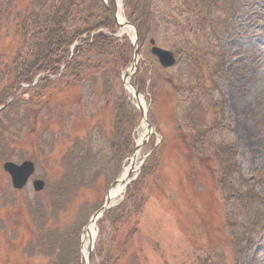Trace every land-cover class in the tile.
<instances>
[{
    "label": "rangeland",
    "instance_id": "rangeland-1",
    "mask_svg": "<svg viewBox=\"0 0 264 264\" xmlns=\"http://www.w3.org/2000/svg\"><path fill=\"white\" fill-rule=\"evenodd\" d=\"M230 1L229 5L237 2L238 12L232 18L230 14L222 17L223 21L227 20L225 30L213 28L214 32L209 19L204 29L197 28L196 20L202 14L195 8V0L155 2L152 31L139 43L137 71L130 80L142 101L145 120L121 81L132 63L133 51L128 65L119 71V82H102L96 78L91 86L90 70L77 82L64 86L54 83L52 87L42 89L38 84L45 75L39 74L31 87L33 93H44L46 103L27 108L17 104L3 117L0 113V264H48L49 258L31 248L33 244L29 243L32 239L42 238L40 224L32 221L31 204L39 201L46 210L44 225L49 232L65 235L79 230L78 264H85L80 255L84 228L128 166L137 141L146 137L149 130L152 132L139 150L135 167L142 165L132 174L134 180L129 184L128 193L129 185L113 202L109 215L96 224L97 235L90 264H197L198 260H213V250L223 254L220 264H232L231 250L221 238L224 233L222 221L226 211L233 208V203L224 202L223 187L216 184L219 165L214 163L213 168H209L211 172L204 173L202 168L197 177L188 176L189 169L176 157L170 140L179 125L180 131H189L190 120L197 123L199 131H229L238 152L237 176L257 179V172L264 162V0ZM109 2L115 7L116 0H107L108 5ZM35 4L36 0H12L9 8H5L6 0H0L6 22L0 29L1 50L11 45V31L22 15L32 13ZM84 5L87 9L85 15L92 11L100 13L103 6L100 0ZM84 5L80 7L83 9ZM122 15L125 17L123 9ZM81 16L84 17L83 12ZM76 26L80 23L70 24L69 29ZM3 27L9 32L4 33ZM129 36L128 33L121 35L119 29L114 34V37L127 40ZM14 37L16 42L22 40L19 32ZM150 38L154 39L156 46L174 54L176 63L173 67L164 70L159 66L150 54ZM77 44L73 43L70 53ZM193 47L210 52H202L207 62L190 56ZM218 55H222L220 60ZM216 59L222 70L213 75L212 61ZM196 61H199L200 68H196ZM198 79L203 87L202 94L198 102H193L194 92L186 88L195 86ZM28 86L22 85L25 89ZM121 90L126 95L131 114L127 121L123 115L113 120L115 114H122L118 103ZM103 91L111 92L112 97ZM219 95L224 102V122L217 129L212 126L217 108L214 103ZM50 109L56 117H49L47 111ZM94 121L103 124L104 131L100 134L90 131ZM126 124L132 147L125 156ZM46 125L60 126V131H42ZM65 136L71 138V149L84 152L82 163L70 165L74 167L70 175H65V169L70 166L61 153ZM163 139L168 145L157 150ZM150 153L155 154L152 162L147 161L148 158L143 162L142 158ZM26 160L35 166L32 179L45 182L44 190L39 193H34L31 182L22 190L13 191L2 170L5 162L20 164ZM94 163L98 166H92ZM234 179H228L225 185L233 187ZM59 184L64 187L61 199L56 195ZM255 193L261 196L262 186L256 185ZM54 200L56 205H53ZM121 203H126V207L130 205L132 212L136 205H140V211L123 215L113 223V219L121 215ZM45 229L43 236L46 237ZM97 245L99 254L95 252ZM257 246L259 243L251 252L238 258L237 264H264V253L259 252Z\"/></svg>",
    "mask_w": 264,
    "mask_h": 264
},
{
    "label": "trees",
    "instance_id": "trees-1",
    "mask_svg": "<svg viewBox=\"0 0 264 264\" xmlns=\"http://www.w3.org/2000/svg\"><path fill=\"white\" fill-rule=\"evenodd\" d=\"M92 1L36 0L35 5L37 6L32 8L31 14L27 12L22 16L20 14V21L16 23V28L11 31L12 36L9 39L11 45L2 50L0 49V107L4 106L0 112L2 117L9 113L11 111L10 108L17 106V104H23L27 108L31 105L46 103L44 93L43 95L42 92L33 93L34 88L31 87L35 77L39 74L45 75L38 84H41L42 89L48 86L52 87L54 83L64 86L68 83L77 82L82 78V75L90 70H92L89 81L91 86H93L96 78L101 79L102 82L109 80L119 82V71L128 65L132 46L127 38L113 36L117 27L104 6H101L102 10L100 13L92 11L85 15L87 9L84 4ZM156 1L158 0H123L125 18L137 29L140 42L152 31V23L156 15ZM167 1L171 2L172 0ZM226 1L228 3L230 0H195V8L202 14L196 20L198 22L196 23L197 28L199 30L204 29V24L209 19V23L214 25L211 29L212 32H214L213 28H217L220 31L225 30L227 20L223 21L221 18L229 16V14L232 18L239 8L236 1L233 2V5L234 3L237 4L236 7L225 3ZM11 2L12 0H6L7 7L5 8H9L8 6ZM82 5H84L83 9L80 7ZM109 7L114 11V6L111 2H109ZM179 8L183 9L181 6ZM195 8L192 9L194 10ZM3 12L4 9L2 10L0 7V29H2V24L6 23L5 19H3ZM82 12L84 17L81 16ZM75 22L80 23V26H76L72 30L69 29V25ZM8 32L5 28L4 33ZM17 32L22 38L19 42H16L14 37ZM75 42H78V44L70 53L69 49ZM202 52L210 54L205 48L193 47L191 48L190 56H196L200 62H207ZM221 57L222 55L217 56L219 60ZM199 61H196V68H200ZM221 70V63L217 59L213 60L212 74L215 75ZM50 77H57V79L51 80L49 79ZM22 85L29 86L25 89ZM202 88L199 79L195 86L186 88V90L194 92L193 102L199 101ZM213 90L215 89L212 88ZM17 92L22 94L23 98H18L20 94L17 95ZM103 93L108 97H112L111 92L103 91ZM120 95L122 97L118 103L121 104L119 107L122 114H115L113 120H118L119 115H123L124 121H127L130 119L131 114L126 103V95L122 90ZM25 96H27L26 99H24ZM9 97L11 98L7 103ZM222 100L223 98L219 95L216 103H214L215 108H217L214 110L215 119L212 127L217 129L224 122L222 114L224 102ZM47 114L49 117H51L50 115L56 117L51 109L47 111ZM45 116L44 121L47 119V115ZM177 118L180 120L179 117ZM179 124H181L180 121ZM188 125L189 131H180V125L177 126V131H174L170 140L175 147L176 157L188 167V176L197 177L200 175L202 168L204 173L211 172L209 168H213L214 163L219 165L218 183L216 182V184L223 187L221 192L223 193L224 202L228 203L230 201L233 203V208L226 211L225 219L222 221L224 233L221 238V240L225 241L228 249L231 250L232 264H237L238 258L251 252L258 243L259 252L264 253V162L260 171L257 172L256 180L237 176L236 159L238 152L236 143L229 131H209V129L199 131L197 123L193 120H190ZM42 131H60V126L52 127L46 125ZM90 131H96L100 134L104 131L103 124L100 121H94ZM221 133L227 138H222ZM124 139L126 147L123 155L126 156L132 147L127 124ZM263 139L264 131H262ZM63 140L65 145L62 147L61 153L66 164L70 166L82 163V160H84L83 150L71 149L72 145L70 143L72 141L70 137L65 136ZM166 145H168L167 141L163 139L157 150ZM262 149L264 150V144H262ZM97 153H94V159L97 157ZM152 155L155 154H151L147 161L152 162ZM92 166H98V164L94 163ZM73 168L71 166L67 167L65 175H70ZM233 178H235L233 187L225 185L228 179L231 180ZM256 185L262 186L261 196L255 193ZM129 188L130 185L127 188V193ZM63 193L64 187L59 184L58 189L56 187L58 199L62 198ZM158 203H161V201H158ZM56 204L57 201L54 200L53 205ZM31 205L32 221L34 224H40L41 229L39 232L42 234V238L39 240L36 239L35 241V239H32L29 242L33 244L31 248H35L37 252L42 253V256L48 257V264H78L79 245L77 235L79 230L65 235L64 233L49 232L44 225L46 214V210L43 209L44 206L40 201ZM139 207L140 205H136L134 212H132L130 205L126 207V203H121L119 207L122 210L121 215L116 216V219H113V223H117L123 215L128 216L138 213L140 211ZM161 207L165 210L163 204H161ZM108 215L109 211L103 219ZM44 229L48 234L46 237L43 236ZM100 231V235H102V229ZM68 241H71L70 244H67ZM99 251L100 249L97 245L95 252L98 253ZM212 257L214 258L213 260L209 258L204 261L198 260L197 264H220L223 254L219 250H213Z\"/></svg>",
    "mask_w": 264,
    "mask_h": 264
},
{
    "label": "water",
    "instance_id": "water-1",
    "mask_svg": "<svg viewBox=\"0 0 264 264\" xmlns=\"http://www.w3.org/2000/svg\"><path fill=\"white\" fill-rule=\"evenodd\" d=\"M102 2V4L106 7L107 10L108 7L106 5V1L105 0H100ZM122 5V3H121ZM111 16L113 17V20L115 22V24L117 25V27L119 29H121V35L122 34H126L127 28H131L132 29V37H131V44H132V48H133V56H132V63L130 65L131 69V73L128 74V70H126L123 74L122 77V84L124 85V89L125 91H127L129 94V90L127 89V87L125 86L126 84V79L128 78V85L129 87H131L134 90V93L131 94V96L134 98L135 102H136V107L137 110L139 111V113L142 116V119L145 120V111L143 110V107L141 106V103L139 101V94L138 92L132 87L130 80L133 76V74L136 72V62H137V58L139 56V35H138V31L136 30V28L131 25L128 21H126L125 19L122 21V23H120L117 20V14L113 13L112 11H110ZM149 45H150V53L157 59L159 65L163 68V69H169L171 67L174 66L175 64V57L174 54L168 50L159 48L155 45V42L153 39L149 40ZM135 65V66H133ZM129 75V77H128ZM151 133V130L148 131V135L146 137H143V139L140 141V143L135 145L134 148V152L132 153L131 156V160L135 158V154L137 151H139L143 146H145L146 141L148 140L147 138L149 137ZM144 159V158H143ZM3 171L8 175V178L10 180V184L11 187L14 190H21L23 187H25L27 185V183L29 182L31 176L34 174L35 172V166L34 163L32 161L26 160L23 161L20 164H15L13 162H5L2 166ZM134 171V162L131 163L130 161V165L128 167V174L126 177V182H124L127 186L131 181L132 178H130L131 173ZM32 188L35 192H40L43 188H44V182L41 180H33L32 181ZM110 199L105 198L104 204L102 205V207L93 213V215L91 216L89 223L92 222L94 224H96V222L106 213V211L108 209L111 208L110 205ZM92 247H93V241H91V247L90 250L88 251L86 258L84 259L85 264H90L91 263V251H92Z\"/></svg>",
    "mask_w": 264,
    "mask_h": 264
},
{
    "label": "bare ground",
    "instance_id": "bare-ground-1",
    "mask_svg": "<svg viewBox=\"0 0 264 264\" xmlns=\"http://www.w3.org/2000/svg\"><path fill=\"white\" fill-rule=\"evenodd\" d=\"M120 1L121 0H116V4H117V20L122 23L123 21V17H122V11H121V6H120ZM127 33L130 34L132 36V30L131 28H127ZM135 66V65H133ZM128 74L131 73V69H128ZM129 77V75H128ZM125 86L127 87V89L129 90L130 94H133L134 93V90L129 87L128 85V78L126 79V84ZM140 101V100H139ZM141 103V106H142V101L140 102ZM144 133V132H143ZM144 136V135H143ZM142 138H140L137 143L140 142ZM138 157V152H136L135 154V158L134 159H130L129 160V163L131 161L132 162H136V159ZM128 167H125L122 171V173L120 174L119 178L117 179L116 183L114 184V186L108 190L107 194H106V198L110 199L111 200V203H113L114 201H116L117 199H119L122 194H123V191H124V187H125V183L126 182V177H127V174H128ZM95 224L90 222L86 225L85 229H84V233H83V236H82V247H81V254L82 256L85 258L88 251L90 250V247H91V241H94L95 239Z\"/></svg>",
    "mask_w": 264,
    "mask_h": 264
}]
</instances>
